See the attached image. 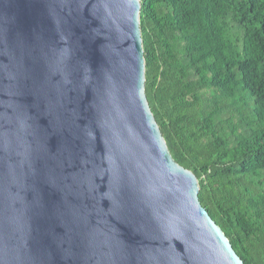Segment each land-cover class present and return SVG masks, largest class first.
I'll return each instance as SVG.
<instances>
[{
    "label": "water",
    "instance_id": "water-1",
    "mask_svg": "<svg viewBox=\"0 0 264 264\" xmlns=\"http://www.w3.org/2000/svg\"><path fill=\"white\" fill-rule=\"evenodd\" d=\"M141 0H0V264H245L146 94Z\"/></svg>",
    "mask_w": 264,
    "mask_h": 264
},
{
    "label": "trees",
    "instance_id": "trees-1",
    "mask_svg": "<svg viewBox=\"0 0 264 264\" xmlns=\"http://www.w3.org/2000/svg\"><path fill=\"white\" fill-rule=\"evenodd\" d=\"M146 94L245 264H264V0H141Z\"/></svg>",
    "mask_w": 264,
    "mask_h": 264
}]
</instances>
